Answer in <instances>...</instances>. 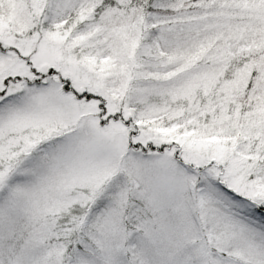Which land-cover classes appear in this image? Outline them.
<instances>
[{"label": "snow or ice", "instance_id": "obj_1", "mask_svg": "<svg viewBox=\"0 0 264 264\" xmlns=\"http://www.w3.org/2000/svg\"><path fill=\"white\" fill-rule=\"evenodd\" d=\"M0 264H264V0H0Z\"/></svg>", "mask_w": 264, "mask_h": 264}]
</instances>
